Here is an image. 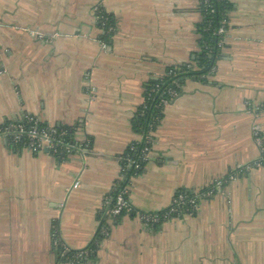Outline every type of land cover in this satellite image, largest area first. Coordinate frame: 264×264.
Here are the masks:
<instances>
[{
    "label": "crops",
    "instance_id": "crops-1",
    "mask_svg": "<svg viewBox=\"0 0 264 264\" xmlns=\"http://www.w3.org/2000/svg\"><path fill=\"white\" fill-rule=\"evenodd\" d=\"M225 1L215 65L164 106L128 198L155 212L179 189L224 183L194 213L147 225L112 218L107 196L121 179L120 156L140 140L131 119L143 84L199 49L200 0H0V124L35 115L89 140L85 158L59 159L0 139V264H264V166L244 168L264 157V0ZM95 6L115 20L108 43ZM101 220L93 254L76 261L54 251L55 228L66 256L88 246Z\"/></svg>",
    "mask_w": 264,
    "mask_h": 264
},
{
    "label": "trees",
    "instance_id": "trees-1",
    "mask_svg": "<svg viewBox=\"0 0 264 264\" xmlns=\"http://www.w3.org/2000/svg\"><path fill=\"white\" fill-rule=\"evenodd\" d=\"M207 2L208 6H205L203 5V2H200L203 19L196 29L199 35V49L193 54L190 62L168 66L163 75L149 78L143 84V101L137 106L131 119V127L134 132L140 135V140L130 143L124 153L120 156L123 171L121 179L116 183V186L109 194L112 199V201L110 200L108 204L110 207L113 205L114 198L126 187L128 188V184L130 183L132 176L139 174L143 169L147 159H142V149L152 144V133L159 125L163 116L164 105L162 100L169 99L167 91L174 90L177 95L180 94L185 80L190 78L203 80V78L211 72L212 67L215 65L216 58H218L220 53V49L217 46L220 37L215 35L214 31H216L223 20L226 21V15L230 9V5L225 0H207ZM210 9H213V11L211 12ZM98 15L101 17L100 19H102V21L98 20L96 22L98 28L101 29L100 38L108 43L115 31V20L112 14L106 12L101 6H99ZM224 27L226 28V24ZM8 121L9 120H5L4 122ZM58 128L67 131L66 140L74 142L72 130L65 126H58ZM65 156V154H59L56 157L62 159ZM131 161L139 164V167L135 168L134 164H130ZM177 193L183 194L186 199L196 196L187 189H179ZM123 195L128 202H130L128 192ZM185 209L186 205L181 208V213H184ZM192 213H194V211ZM125 214H127L125 210H122L119 215L112 218L118 220ZM129 214L134 215L133 212ZM104 226L105 220H101L93 240L85 248L89 250L91 254L95 252L98 241L104 236L102 232ZM64 250L62 247L54 249V251L59 254L62 259L69 257L70 254H73V252L67 251L66 256H64Z\"/></svg>",
    "mask_w": 264,
    "mask_h": 264
},
{
    "label": "built area",
    "instance_id": "built-area-1",
    "mask_svg": "<svg viewBox=\"0 0 264 264\" xmlns=\"http://www.w3.org/2000/svg\"><path fill=\"white\" fill-rule=\"evenodd\" d=\"M203 5L208 6L207 0H201ZM212 12L213 9H210ZM93 14L95 18V23L101 17L99 14V6H95L93 9ZM225 20L220 24V26L214 31V34L219 36L220 39L217 43V46L220 47L223 43V36L225 33ZM37 37H42L37 35ZM102 47H105V43H101ZM169 99H163L162 103L165 106L169 102H171L176 96L177 93L174 90L167 91ZM252 134L256 144L260 147V151L262 153V139L261 132L258 125H254L252 127ZM67 131L63 129H59L57 126L52 124H47L42 122L37 116L25 114L21 118L18 119H9L8 122H2L0 124V139H2L5 144L11 150L19 151L26 150L31 152L32 154H37L39 152H47L52 154L53 156H58L59 154L72 155L77 154L82 158L86 157L88 152L89 140L84 139L81 141H77L74 139V142H70L66 140ZM150 152V146H146L142 149V159H148V155ZM130 164H134L135 168L139 167V164L131 161ZM264 166V157L259 156L255 161L251 164L246 165L245 169H252ZM234 176L229 175L228 179H232ZM223 180H218L213 182L209 187H206L203 190L198 192H192L195 194V197L186 199L185 196L181 193L175 194L170 206L161 211L155 212H142L134 210L131 206V203L124 197L123 194L128 192V188L126 187L122 190L115 198L113 205L107 210V214L111 217H115L121 213L122 210H125L127 214L134 213L136 217L140 218V220L147 225H155L163 222L166 219L180 216L184 213H192L198 207V202L202 198H208L213 195L220 187L223 185ZM79 183L77 180L74 181L72 187H78ZM110 200L112 201L110 195L107 196V202L109 204ZM186 205V209L184 213H181V208ZM54 228V226H52ZM103 233H106L105 228L102 229ZM51 244L55 249L57 247H62L65 249L61 238L58 235L56 228L53 230L51 234ZM91 252L87 249L74 252L73 260L79 261L86 258Z\"/></svg>",
    "mask_w": 264,
    "mask_h": 264
},
{
    "label": "water",
    "instance_id": "water-1",
    "mask_svg": "<svg viewBox=\"0 0 264 264\" xmlns=\"http://www.w3.org/2000/svg\"><path fill=\"white\" fill-rule=\"evenodd\" d=\"M66 253H67V251H66Z\"/></svg>",
    "mask_w": 264,
    "mask_h": 264
}]
</instances>
